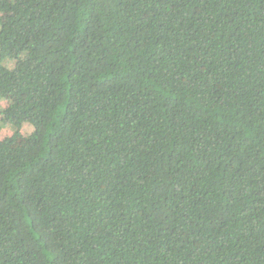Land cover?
<instances>
[{
    "label": "trees",
    "instance_id": "16d2710c",
    "mask_svg": "<svg viewBox=\"0 0 264 264\" xmlns=\"http://www.w3.org/2000/svg\"><path fill=\"white\" fill-rule=\"evenodd\" d=\"M0 17V264H264V0Z\"/></svg>",
    "mask_w": 264,
    "mask_h": 264
},
{
    "label": "rangeland",
    "instance_id": "374dc122",
    "mask_svg": "<svg viewBox=\"0 0 264 264\" xmlns=\"http://www.w3.org/2000/svg\"><path fill=\"white\" fill-rule=\"evenodd\" d=\"M2 17H0L1 20ZM10 102V96H5L0 100V107H5ZM32 127L29 124H24L21 128V135L27 136L31 133ZM11 134V130L9 126H4L0 131V139L3 137L9 136Z\"/></svg>",
    "mask_w": 264,
    "mask_h": 264
}]
</instances>
